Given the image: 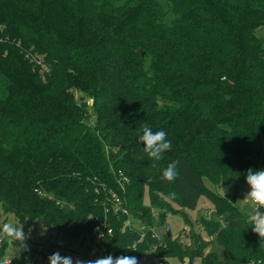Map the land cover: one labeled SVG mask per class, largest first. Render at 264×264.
Returning <instances> with one entry per match:
<instances>
[{"label": "trees", "instance_id": "trees-1", "mask_svg": "<svg viewBox=\"0 0 264 264\" xmlns=\"http://www.w3.org/2000/svg\"><path fill=\"white\" fill-rule=\"evenodd\" d=\"M166 3L171 25L159 0H0V204L88 244L87 258L103 246L96 264H145L150 251L264 264L236 204L242 185L262 187L264 225V0ZM114 193L144 231L113 213ZM202 197L215 215L192 222L189 246L158 238L155 223ZM214 239L222 260L206 253Z\"/></svg>", "mask_w": 264, "mask_h": 264}, {"label": "rangeland", "instance_id": "rangeland-1", "mask_svg": "<svg viewBox=\"0 0 264 264\" xmlns=\"http://www.w3.org/2000/svg\"><path fill=\"white\" fill-rule=\"evenodd\" d=\"M159 1L164 5L167 11L165 23L171 25L174 16L168 11L166 0ZM257 36L259 38H264V27L257 30ZM92 104L93 101L91 100L90 105ZM205 182L206 186L212 191L218 192L221 195L224 194L221 187H216L208 179H205ZM261 196L262 187L242 185L237 196L236 204L243 212L253 217L254 199L261 198ZM145 205H150L148 193L146 194ZM214 212L213 204L207 198L202 197L195 210L184 211L186 217L182 214L170 215L164 226L158 227L159 223H155L157 225H154L156 226L154 232L159 239H164L166 229L169 228L173 239L179 238L183 245L189 246L191 244L189 233H191L190 226L192 222H197L201 216L210 218L215 215ZM130 218L133 219V223L141 224L140 221L135 220L131 216ZM128 219L129 217L127 216V220ZM144 227H147V225ZM0 229L10 231L7 237H0L8 242L4 264H7L9 261L11 264H62L65 257H74V254L84 255L83 252L88 245L86 244L82 248L79 243L71 244V242L66 240L63 236H58L55 230L45 228L39 221L19 223L13 214L4 213L1 204ZM198 232L205 240H209L205 231L199 230ZM97 252L95 247L90 253L89 259H96L97 255H99ZM207 252L215 253L220 260L224 258V249L215 239L206 253ZM154 258V253L150 251L143 257L142 262L148 264L152 262ZM167 261L169 264H202L201 258H196L193 261L189 259L181 261L178 258H171Z\"/></svg>", "mask_w": 264, "mask_h": 264}, {"label": "built area", "instance_id": "built-area-1", "mask_svg": "<svg viewBox=\"0 0 264 264\" xmlns=\"http://www.w3.org/2000/svg\"><path fill=\"white\" fill-rule=\"evenodd\" d=\"M113 198L115 199L113 202V213L114 214H124L126 216L129 217V219L126 221V226L128 228H136L140 231H144L145 230V227L140 224V223H133L132 220L130 218V213L128 211V209L126 208V200L125 199H122L120 198L117 194H113ZM260 206H261V198H255L254 199V209H253V212H254V215L252 217L253 221H254V228H255V231L258 235V237L260 239H264V225L262 223V220H261V217H260ZM101 224V226H104V228L108 231V234H112V228H110V223L109 222H104L102 220H98ZM104 234L101 233L100 237H103ZM144 238V235L142 236V239ZM213 238H211L212 240ZM98 244L101 243V239H98ZM96 251H98L97 253H99V255H97L96 259H89L87 257H85L84 255H79V254H74L75 256L74 257H65L62 261V264H96L97 263V260L100 256H107L105 254V248L102 246V247H96ZM153 252V251H152ZM57 253V252H56ZM154 253V252H153ZM11 264V262H7V264ZM148 264H166V262H164L163 260L157 258L155 256L154 260ZM249 264H255L254 262L252 263H249Z\"/></svg>", "mask_w": 264, "mask_h": 264}, {"label": "water", "instance_id": "water-1", "mask_svg": "<svg viewBox=\"0 0 264 264\" xmlns=\"http://www.w3.org/2000/svg\"><path fill=\"white\" fill-rule=\"evenodd\" d=\"M166 233H167L168 237H172V233H171L169 228L166 229Z\"/></svg>", "mask_w": 264, "mask_h": 264}]
</instances>
